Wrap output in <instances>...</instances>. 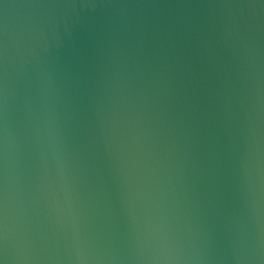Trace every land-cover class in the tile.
<instances>
[{"label":"water","instance_id":"1","mask_svg":"<svg viewBox=\"0 0 264 264\" xmlns=\"http://www.w3.org/2000/svg\"><path fill=\"white\" fill-rule=\"evenodd\" d=\"M0 264H264V0H0Z\"/></svg>","mask_w":264,"mask_h":264}]
</instances>
